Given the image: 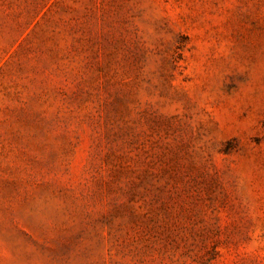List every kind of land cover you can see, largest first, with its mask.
Wrapping results in <instances>:
<instances>
[{"label": "rangeland", "instance_id": "rangeland-1", "mask_svg": "<svg viewBox=\"0 0 264 264\" xmlns=\"http://www.w3.org/2000/svg\"><path fill=\"white\" fill-rule=\"evenodd\" d=\"M0 264H264V0H0Z\"/></svg>", "mask_w": 264, "mask_h": 264}]
</instances>
